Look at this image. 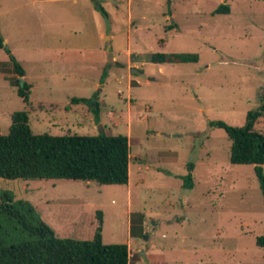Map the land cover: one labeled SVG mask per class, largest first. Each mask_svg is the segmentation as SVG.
Wrapping results in <instances>:
<instances>
[{"label": "rangeland", "instance_id": "374dc122", "mask_svg": "<svg viewBox=\"0 0 264 264\" xmlns=\"http://www.w3.org/2000/svg\"><path fill=\"white\" fill-rule=\"evenodd\" d=\"M99 1L108 16L92 0H0V35L31 84L25 104L0 49V132L25 110L35 134L126 135L128 183L0 178V202L28 201L61 238L90 239L100 227L104 243L127 244L129 264H264L253 165L230 163V139L208 123L241 126L260 103L264 0ZM155 52L198 60L152 63ZM254 129L264 133V116ZM16 229L0 215V231Z\"/></svg>", "mask_w": 264, "mask_h": 264}, {"label": "trees", "instance_id": "16d2710c", "mask_svg": "<svg viewBox=\"0 0 264 264\" xmlns=\"http://www.w3.org/2000/svg\"><path fill=\"white\" fill-rule=\"evenodd\" d=\"M95 9L103 16L108 13L95 1ZM228 7L219 5L215 13H227ZM0 49L12 63L18 76L16 93L23 103H29L30 83L21 80L24 69L0 35ZM198 56L191 52H155L149 56L152 63L196 62ZM102 72L101 79L104 76ZM92 99L72 97L73 104L91 105ZM94 105H97L96 102ZM98 107L93 109L99 121ZM264 116V92L259 105L248 111L241 126L229 125L223 120H209L212 127L221 128L230 139L229 162L251 164L258 180L264 204V133L254 129V123ZM130 148L128 137L123 134L94 135L32 132L27 111L11 113V123L6 134L0 132V178L7 180H55L68 179L93 181L102 185H126L129 179ZM193 163L186 165L182 176L183 187H193ZM100 218V212H97ZM0 215L6 221L17 224L12 234L0 231V264H129L126 243H104L101 229L96 228L90 239L61 238L35 213L26 200L0 202ZM6 236V237H5ZM8 237V238H7ZM255 244L264 247V227L255 237Z\"/></svg>", "mask_w": 264, "mask_h": 264}, {"label": "water", "instance_id": "95a60500", "mask_svg": "<svg viewBox=\"0 0 264 264\" xmlns=\"http://www.w3.org/2000/svg\"><path fill=\"white\" fill-rule=\"evenodd\" d=\"M110 1L113 2L114 0H110ZM107 55H108V56H107V57H108L107 60H108V61H111V53H108ZM132 72H133V73H136V74H137L139 77H141V78H147V79L150 78V77H147L145 74L141 73L137 68H133V69H132ZM20 79H22V78H20Z\"/></svg>", "mask_w": 264, "mask_h": 264}, {"label": "crops", "instance_id": "0c3cea01", "mask_svg": "<svg viewBox=\"0 0 264 264\" xmlns=\"http://www.w3.org/2000/svg\"><path fill=\"white\" fill-rule=\"evenodd\" d=\"M93 1V4H94V8H95V1H98L100 3L99 0H92ZM101 4V3H100ZM103 7V6H102ZM104 8V7H103ZM107 12V11H106ZM105 49V48H104ZM106 51V55H107V52H108V49H105ZM108 56V55H107ZM111 58H112V52H111ZM108 61V60H107ZM103 72V71H102Z\"/></svg>", "mask_w": 264, "mask_h": 264}]
</instances>
